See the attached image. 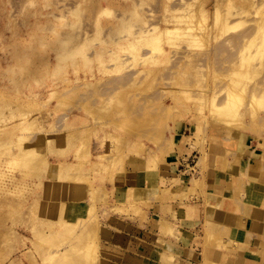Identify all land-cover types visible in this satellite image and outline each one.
Instances as JSON below:
<instances>
[{"label":"rangeland","instance_id":"obj_1","mask_svg":"<svg viewBox=\"0 0 264 264\" xmlns=\"http://www.w3.org/2000/svg\"><path fill=\"white\" fill-rule=\"evenodd\" d=\"M185 117L264 130V0H0V264H94L39 189L49 138Z\"/></svg>","mask_w":264,"mask_h":264},{"label":"crops","instance_id":"obj_2","mask_svg":"<svg viewBox=\"0 0 264 264\" xmlns=\"http://www.w3.org/2000/svg\"><path fill=\"white\" fill-rule=\"evenodd\" d=\"M49 141L39 189L54 184L60 230L91 219L94 264H264V130L185 117L131 136L82 122Z\"/></svg>","mask_w":264,"mask_h":264},{"label":"bare ground","instance_id":"obj_3","mask_svg":"<svg viewBox=\"0 0 264 264\" xmlns=\"http://www.w3.org/2000/svg\"><path fill=\"white\" fill-rule=\"evenodd\" d=\"M84 138V137H83Z\"/></svg>","mask_w":264,"mask_h":264}]
</instances>
